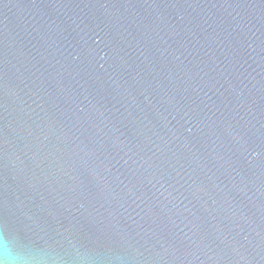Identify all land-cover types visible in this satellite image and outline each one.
I'll return each mask as SVG.
<instances>
[{"label": "water", "instance_id": "95a60500", "mask_svg": "<svg viewBox=\"0 0 264 264\" xmlns=\"http://www.w3.org/2000/svg\"><path fill=\"white\" fill-rule=\"evenodd\" d=\"M264 264V0H0V260Z\"/></svg>", "mask_w": 264, "mask_h": 264}, {"label": "clouds", "instance_id": "9594fccd", "mask_svg": "<svg viewBox=\"0 0 264 264\" xmlns=\"http://www.w3.org/2000/svg\"><path fill=\"white\" fill-rule=\"evenodd\" d=\"M0 264H61L59 256L53 251H45L27 257H13L7 252V259Z\"/></svg>", "mask_w": 264, "mask_h": 264}]
</instances>
